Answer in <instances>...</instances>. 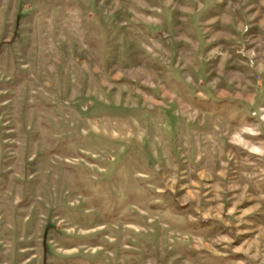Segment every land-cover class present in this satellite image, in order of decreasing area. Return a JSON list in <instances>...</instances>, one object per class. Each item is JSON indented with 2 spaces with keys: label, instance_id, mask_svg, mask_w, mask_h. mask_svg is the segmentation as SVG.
<instances>
[{
  "label": "rangeland",
  "instance_id": "374dc122",
  "mask_svg": "<svg viewBox=\"0 0 264 264\" xmlns=\"http://www.w3.org/2000/svg\"><path fill=\"white\" fill-rule=\"evenodd\" d=\"M0 264H264V0H0Z\"/></svg>",
  "mask_w": 264,
  "mask_h": 264
}]
</instances>
